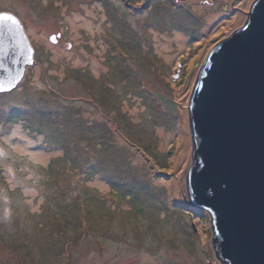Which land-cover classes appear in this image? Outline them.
Here are the masks:
<instances>
[{
	"label": "rangeland",
	"instance_id": "1",
	"mask_svg": "<svg viewBox=\"0 0 264 264\" xmlns=\"http://www.w3.org/2000/svg\"><path fill=\"white\" fill-rule=\"evenodd\" d=\"M252 1L0 0L35 60L0 92V264H225L189 203L188 103ZM210 10L223 17L207 26Z\"/></svg>",
	"mask_w": 264,
	"mask_h": 264
},
{
	"label": "water",
	"instance_id": "2",
	"mask_svg": "<svg viewBox=\"0 0 264 264\" xmlns=\"http://www.w3.org/2000/svg\"><path fill=\"white\" fill-rule=\"evenodd\" d=\"M0 13L19 21L0 20V39L8 40L5 28L15 39L7 55L0 53V82L9 91L34 65V49L21 21ZM188 109L189 203L209 212L217 258L264 264V0H253L245 23L212 47Z\"/></svg>",
	"mask_w": 264,
	"mask_h": 264
},
{
	"label": "bare ground",
	"instance_id": "3",
	"mask_svg": "<svg viewBox=\"0 0 264 264\" xmlns=\"http://www.w3.org/2000/svg\"><path fill=\"white\" fill-rule=\"evenodd\" d=\"M222 13H223V10L222 11H220V10H210L208 13H206L207 14V19H208L207 26H210L211 22L214 21L215 19L217 20L218 18L223 17ZM161 36L163 38H167V36H165V34H162ZM155 37L157 39L155 38V40H154V48L160 55H164L165 57H172V59H174L176 57L177 51L178 50L180 51V50H182V49H184L186 47V39L183 36V33L178 31V30H175L174 33L170 37V40L172 41L171 43L174 42L173 45H175L176 48H177L176 53L170 51L171 48H169V43L166 42L167 40H163L160 37H157V35H155ZM159 130H160V135L163 136L162 129L159 128ZM163 143L164 142H162V144ZM38 156H40V154H38Z\"/></svg>",
	"mask_w": 264,
	"mask_h": 264
},
{
	"label": "snow or ice",
	"instance_id": "4",
	"mask_svg": "<svg viewBox=\"0 0 264 264\" xmlns=\"http://www.w3.org/2000/svg\"><path fill=\"white\" fill-rule=\"evenodd\" d=\"M0 20L2 21H12L13 24L19 25V21L12 15H8L6 13H0ZM5 32L8 33V40L5 42L3 39H0V53L7 55V52L10 48H12L15 39L12 36V29L5 28ZM52 39H55L54 37ZM31 51V49H29ZM31 62V61H29ZM2 67V65H0ZM18 78V77H17ZM8 86L11 87V80H9ZM5 87L2 82H0V91H5Z\"/></svg>",
	"mask_w": 264,
	"mask_h": 264
},
{
	"label": "trees",
	"instance_id": "5",
	"mask_svg": "<svg viewBox=\"0 0 264 264\" xmlns=\"http://www.w3.org/2000/svg\"><path fill=\"white\" fill-rule=\"evenodd\" d=\"M56 116V114H49L47 117H49V118H51V119H53L54 117ZM74 120V119H73ZM55 121H58V119L57 118H55ZM87 124L89 125H91V123L89 122V121H87ZM48 126H52L51 124H47ZM79 125L80 126H83V123H80L79 122ZM92 126V125H91ZM54 128H57V126L56 125H54L53 126ZM131 194L132 193H130L129 192V195H130V197H131ZM135 196L133 195V197L132 198H134ZM144 205V203H143V201L142 202H138V204L137 205H135V206H131L136 212H134V214H135V216H138V214H140V217L141 216H143V213H145V206H143ZM137 207V208H136ZM132 212V211H131ZM134 214H132V215H134ZM139 216H138V218H140ZM137 218V219H138Z\"/></svg>",
	"mask_w": 264,
	"mask_h": 264
}]
</instances>
